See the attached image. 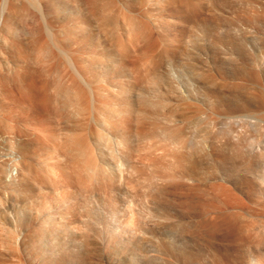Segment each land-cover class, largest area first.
<instances>
[{"label":"bare ground","instance_id":"1","mask_svg":"<svg viewBox=\"0 0 264 264\" xmlns=\"http://www.w3.org/2000/svg\"><path fill=\"white\" fill-rule=\"evenodd\" d=\"M263 22L255 0H0V212L17 193L45 205V192L66 204L45 227L86 216L51 232L56 247H90L94 225L125 247H175L187 221L171 204L203 182L248 235L238 264H264V93L238 62L241 34L264 38ZM196 116L225 123L229 140L206 149L212 170L192 154Z\"/></svg>","mask_w":264,"mask_h":264},{"label":"rangeland","instance_id":"2","mask_svg":"<svg viewBox=\"0 0 264 264\" xmlns=\"http://www.w3.org/2000/svg\"><path fill=\"white\" fill-rule=\"evenodd\" d=\"M255 2L257 9L264 14V0H255ZM260 30L264 35V22ZM241 37L248 39L241 40L242 48L239 47L240 72L251 71L254 74L251 79L242 82L257 94L264 93V38L244 34H241ZM224 128V120L220 118L207 122L196 116L188 122L193 146L192 154L204 167L210 165L208 169L212 170L217 163L216 161L213 163L210 156L205 155L206 149L212 140H226L228 136ZM259 130L260 128H256V131L251 130L252 133L248 131L244 137L250 140L257 133L259 135L263 133L260 136L264 137V129H261L260 133ZM227 139L229 140V137ZM230 162L232 163V160ZM229 187L234 193L243 195L233 183L229 184ZM207 189L208 184L201 182L192 188L187 201L184 202L177 197L175 202H172L171 208L176 218H185L187 221V223L185 221L187 229L185 240L179 235L171 237L175 247H132L131 245L125 247L119 233L113 232L118 238L117 240L113 238L110 242H108L110 230L101 237L99 233L101 229L98 225L91 227L88 232L89 240L93 243L90 247L70 240H67L69 242L67 247H56L57 243L52 241L54 236L51 232L55 231V237H62L65 232L70 234L75 232V226L84 227L86 219L84 212L79 210L77 220L65 219L66 227L63 230L52 222L48 225L46 223L47 227H45L46 215L54 216L56 223H61L63 215L61 209L64 207L63 211H65L66 204L57 205L52 201L51 195H45V192H42L43 199L47 200L45 205H42L38 198L28 201L17 193L13 202L8 204L11 207L9 213L0 212V264H238L241 259L240 254L248 249L246 247L248 235L239 236L232 226L222 221V215L233 209L224 206L221 200L224 197L220 196L219 192L215 190L209 192ZM46 191L50 192L49 189ZM242 197L247 198L245 195ZM3 206L4 204L0 203V209ZM10 213L20 217L27 216L30 221L22 218L24 219L22 225L13 226L8 220ZM94 214L97 215L95 211ZM109 224L115 226V223L109 222ZM10 229L13 233L9 231ZM23 234L26 236L27 247H21L16 243V236ZM170 236L171 234L167 235L163 231L156 233V237L159 238L168 239ZM261 248L264 259V247ZM251 250L255 251V247Z\"/></svg>","mask_w":264,"mask_h":264}]
</instances>
